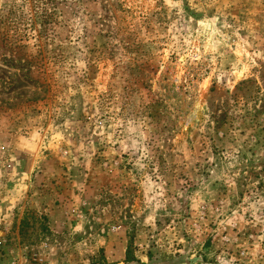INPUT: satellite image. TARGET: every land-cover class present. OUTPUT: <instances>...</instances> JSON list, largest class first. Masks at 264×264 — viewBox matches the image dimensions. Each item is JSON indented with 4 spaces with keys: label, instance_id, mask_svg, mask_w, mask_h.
I'll return each mask as SVG.
<instances>
[{
    "label": "rangeland",
    "instance_id": "rangeland-1",
    "mask_svg": "<svg viewBox=\"0 0 264 264\" xmlns=\"http://www.w3.org/2000/svg\"><path fill=\"white\" fill-rule=\"evenodd\" d=\"M0 264H264V0H0Z\"/></svg>",
    "mask_w": 264,
    "mask_h": 264
},
{
    "label": "trees",
    "instance_id": "trees-1",
    "mask_svg": "<svg viewBox=\"0 0 264 264\" xmlns=\"http://www.w3.org/2000/svg\"><path fill=\"white\" fill-rule=\"evenodd\" d=\"M132 243H129L127 245V248L125 250V260L126 261H131V260H135V257L133 255H131V245Z\"/></svg>",
    "mask_w": 264,
    "mask_h": 264
},
{
    "label": "crops",
    "instance_id": "crops-1",
    "mask_svg": "<svg viewBox=\"0 0 264 264\" xmlns=\"http://www.w3.org/2000/svg\"><path fill=\"white\" fill-rule=\"evenodd\" d=\"M2 232V231H1Z\"/></svg>",
    "mask_w": 264,
    "mask_h": 264
}]
</instances>
